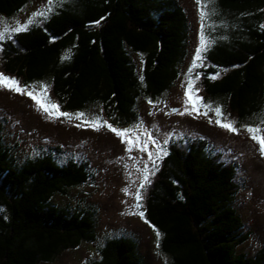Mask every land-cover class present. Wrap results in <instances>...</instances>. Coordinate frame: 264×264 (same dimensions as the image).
<instances>
[{"label": "trees", "instance_id": "16d2710c", "mask_svg": "<svg viewBox=\"0 0 264 264\" xmlns=\"http://www.w3.org/2000/svg\"><path fill=\"white\" fill-rule=\"evenodd\" d=\"M29 2L0 0V18H14ZM208 2L212 40L198 71L203 100L220 106L235 127L258 124L264 0ZM188 34L178 0H66L0 41V61L21 84L47 85L63 111L96 106L110 124L125 127L136 121L141 98L160 97L178 78ZM4 127L1 120L0 264H47L64 250L94 243L95 211L68 200L93 180L89 162L61 161L56 146L19 161ZM221 156L206 139L172 144L144 187L145 220L160 233L167 264H264V246L253 256L237 252L249 238L236 207L238 163ZM87 264H143V257L135 238L120 235L99 245Z\"/></svg>", "mask_w": 264, "mask_h": 264}, {"label": "rangeland", "instance_id": "374dc122", "mask_svg": "<svg viewBox=\"0 0 264 264\" xmlns=\"http://www.w3.org/2000/svg\"><path fill=\"white\" fill-rule=\"evenodd\" d=\"M178 1L189 22L188 51L180 65L178 78L160 97L139 100L135 122L125 127L111 124L119 130H131L130 137L134 141L131 146L125 142L127 137L122 138L108 129L107 124L110 122L96 106L80 112L60 109L72 114V118L54 119L39 110L27 94L0 89V121L4 120L5 123L3 138L8 144L17 146L15 153L19 161L36 155L49 146H56L60 149L61 161L83 158L89 162L90 170L94 174L93 180L88 184L72 190L68 200L72 204L76 202L95 211L96 241L84 242L77 248L64 250L54 261L47 264H87L98 257L99 245L108 238L120 235H130L137 240L143 264H167V259L158 250L156 233L147 224L145 216L138 214L143 212V203L141 199H136L135 193L139 192L142 196L144 187L153 178L164 153H167V147L180 144V141L188 138L206 139L214 151L221 153L222 159L236 160L237 181L240 183L236 207L243 221L242 231L249 232V238L237 247V252L253 256L264 246V156L259 152V145L250 138L245 126L236 127L238 132L229 131L216 123L217 117L212 111L205 116L202 114L205 111L203 107L199 114L185 110L188 81H195L192 93L194 97L204 95L199 81L200 75L197 77V74L202 62L206 61L205 50L201 52V60H196L195 55L201 47L202 39L206 47L210 44L212 30L210 31L208 20V0H200L199 4L197 0ZM62 3H57L56 0H52L51 4L49 0H30L14 18H0V32L5 33V38L10 37L17 32L16 28L36 23ZM39 12H44L45 15H35ZM201 13H204L203 17ZM30 20L33 23L29 24ZM1 56L0 48V58ZM135 61L138 69L141 68L142 58L137 56ZM1 62L2 60L0 73L15 78L2 70ZM20 85L27 86L26 91L34 89L37 96H43L46 100L50 97V102L58 104L44 86ZM203 103L217 107L215 102L203 100ZM187 107L191 109V105ZM81 112L85 116L76 119L75 114ZM97 117L101 118V123L106 122L99 130L82 123V120H93ZM145 175L149 177L148 182L144 181ZM57 200L61 203L67 201L66 198ZM137 204L142 207L136 208Z\"/></svg>", "mask_w": 264, "mask_h": 264}, {"label": "snow or ice", "instance_id": "6c2138e0", "mask_svg": "<svg viewBox=\"0 0 264 264\" xmlns=\"http://www.w3.org/2000/svg\"><path fill=\"white\" fill-rule=\"evenodd\" d=\"M56 2L62 3L63 0H56ZM49 3L51 4L52 0H49ZM197 3L199 4L200 0H197ZM35 15L44 16L45 13L39 12V13H36ZM201 15L203 17L204 13H201ZM28 23L29 24L33 23V21L30 20ZM27 27H28V25L24 24L21 27L16 28L15 31H17V32L24 31V30H27ZM4 38H5V33L0 32V40H2ZM204 50H206V45L202 39L201 40V47L199 50H197L196 55H195L196 60L202 59L201 52ZM193 67H195V62L193 63ZM199 75H200V73L197 74V77H199ZM219 75H220V73H219V71H217L216 73L210 75L209 79H216L219 77ZM194 83H195V81H191V80L187 82L188 86H187V89L185 92V97H186V99H185L186 109L185 110L186 111H194V112L199 114L201 107H203L205 109V111L202 113L203 115L207 116L208 112L212 111L215 113V115L217 117L216 123L220 127L225 128L226 130H229V131L238 132V129L235 127V121L227 120V118L225 117V114L223 113V110L220 106L213 108L210 104L203 103V97H194L193 96L192 93H193V84ZM26 87L27 86H21L20 82L18 80H16L15 78H12V77H9L8 75L0 73V89H7L10 91H14V92L19 93L21 95L27 94L36 103L37 108L39 110L43 111L45 114H47L51 118H54V119H59L61 117H64L67 119L72 118V114L60 111V106L58 104L50 102V100L44 99L43 96H37L34 89L32 91H26ZM44 88L46 90L47 85H45ZM150 103H151V101H150ZM188 105H191V109H189L187 107ZM84 116H85V113H83V112L75 114L76 119H81ZM82 123L90 124V125L94 126L97 130H99L100 127H103L106 122L101 123V118L97 117V118H94L93 120H82ZM261 125H264V113L260 114L259 121H258L257 125L245 126V130L250 134V138L252 140H254L259 145V152L261 153L262 156H264V127H262ZM77 126L79 127L81 125H77ZM107 127L110 131L116 133L118 136H120L122 138L127 137L128 139L125 142L128 143L130 146L134 144V141L130 137L131 130H129V129L119 130V129L113 127L111 124H107ZM129 150H131V148H129ZM164 154L166 155L167 153L165 152ZM149 158H151V154H149ZM158 158H160V157H158ZM153 163H155V161ZM144 181L145 182L149 181L148 175L144 176ZM141 187H144V184H141ZM125 191H127V189H125ZM135 196H136L137 200L142 199V196L139 192H136ZM135 207L140 208V207H142V205L137 204ZM138 214L142 217L144 216L143 212H139ZM159 236H160V233L157 232V237H159Z\"/></svg>", "mask_w": 264, "mask_h": 264}]
</instances>
